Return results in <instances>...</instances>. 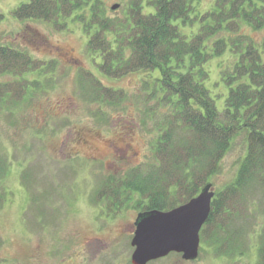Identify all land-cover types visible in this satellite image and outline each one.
I'll return each instance as SVG.
<instances>
[{"label": "trees", "instance_id": "trees-1", "mask_svg": "<svg viewBox=\"0 0 264 264\" xmlns=\"http://www.w3.org/2000/svg\"><path fill=\"white\" fill-rule=\"evenodd\" d=\"M11 12L58 29L80 24L87 53L99 59L107 77L147 73L142 97L152 101L148 111H163L155 161L130 169L118 182L106 181L99 196L127 199L135 192L140 211L173 208L211 183L231 139L245 132L247 149L236 176L214 193L199 232L217 254H242L236 243L242 226L235 220L255 194L264 200V35L255 40L243 28H264V0H210L206 6L202 0H124L115 16L108 15L105 0H28ZM53 63L0 44V74L21 78L0 83V107L16 105L31 87L26 74H45ZM79 79L91 99L115 103L123 97L90 71L79 72ZM4 169L0 156V174ZM258 236L256 264H264V224Z\"/></svg>", "mask_w": 264, "mask_h": 264}, {"label": "rangeland", "instance_id": "rangeland-1", "mask_svg": "<svg viewBox=\"0 0 264 264\" xmlns=\"http://www.w3.org/2000/svg\"><path fill=\"white\" fill-rule=\"evenodd\" d=\"M24 1L0 0V44L54 63L40 76L26 74L31 87L16 105L0 107V156L5 166L0 174V264H131L138 194L114 200L99 192L106 181L118 182L130 169L143 170L155 161L153 147L163 111L151 113L147 106L152 101L142 97L141 78L147 73L119 78L101 74L99 59L85 49L87 36L80 24L72 21L58 29L43 20L18 19L11 11ZM202 1L206 6L210 0ZM123 2L105 0L108 15L120 14ZM113 4L118 8L111 9ZM243 31L255 40L264 35V28ZM82 70L104 86L122 90V99L111 103L89 98L93 92L80 89ZM14 79L21 80L0 74V83ZM35 79L37 85L31 82ZM223 99H216L219 108ZM246 149L245 132L240 131L231 139L219 172L209 178L215 192L236 176ZM235 224L242 226L236 239L242 245L240 255H219L200 240L194 260L172 252L147 264H256L264 224V200L258 194L245 204Z\"/></svg>", "mask_w": 264, "mask_h": 264}, {"label": "water", "instance_id": "water-1", "mask_svg": "<svg viewBox=\"0 0 264 264\" xmlns=\"http://www.w3.org/2000/svg\"><path fill=\"white\" fill-rule=\"evenodd\" d=\"M117 7L111 5V9ZM213 197L211 183H206L197 195L173 208L139 211L130 241L131 264H147L172 252L180 253L184 260H194L199 252V232Z\"/></svg>", "mask_w": 264, "mask_h": 264}, {"label": "flooded vegetation", "instance_id": "flooded-vegetation-1", "mask_svg": "<svg viewBox=\"0 0 264 264\" xmlns=\"http://www.w3.org/2000/svg\"><path fill=\"white\" fill-rule=\"evenodd\" d=\"M78 139H81L80 137H78Z\"/></svg>", "mask_w": 264, "mask_h": 264}]
</instances>
